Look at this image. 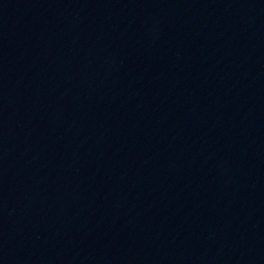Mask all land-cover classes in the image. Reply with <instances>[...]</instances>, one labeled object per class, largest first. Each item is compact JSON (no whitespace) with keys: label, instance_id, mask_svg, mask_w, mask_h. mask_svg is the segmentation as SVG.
I'll return each instance as SVG.
<instances>
[{"label":"water","instance_id":"obj_1","mask_svg":"<svg viewBox=\"0 0 264 264\" xmlns=\"http://www.w3.org/2000/svg\"><path fill=\"white\" fill-rule=\"evenodd\" d=\"M0 264H264V0H0Z\"/></svg>","mask_w":264,"mask_h":264}]
</instances>
